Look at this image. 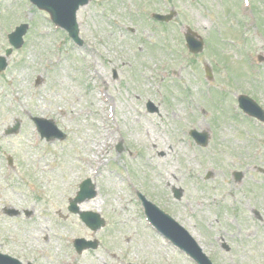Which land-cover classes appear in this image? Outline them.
<instances>
[{"label":"rangeland","instance_id":"obj_1","mask_svg":"<svg viewBox=\"0 0 264 264\" xmlns=\"http://www.w3.org/2000/svg\"><path fill=\"white\" fill-rule=\"evenodd\" d=\"M173 9V22H153L152 14ZM79 22L83 49L29 0H0V55L8 35L30 25L0 78V251L34 264H194L147 224L135 193L143 190L214 264H264V224L243 218L254 207L264 216V127L237 107L243 94L264 106V0H92ZM186 27L205 39L202 54L188 52ZM148 100L161 105L160 116L147 113ZM30 116L54 120L68 139L42 140ZM17 120L20 133L6 137ZM192 129L211 134L207 148L189 137ZM243 163L249 186L235 190L231 167ZM88 178L99 196L81 208L107 221L97 234L68 212ZM168 185L184 189L182 201ZM5 207L35 214L14 220ZM76 238L101 247L79 256Z\"/></svg>","mask_w":264,"mask_h":264},{"label":"water","instance_id":"obj_2","mask_svg":"<svg viewBox=\"0 0 264 264\" xmlns=\"http://www.w3.org/2000/svg\"><path fill=\"white\" fill-rule=\"evenodd\" d=\"M34 4H36L40 9L48 11L53 21L60 25L61 27L65 28L67 31H70L71 37H73L77 42H79L78 39V26L76 23V12L80 5L85 4V2H82L83 0H31ZM156 19L160 21H170L173 18V15L169 17H161V16H155ZM26 34V28L21 27L17 30L15 34H13L10 37L11 44L19 49L23 45V36ZM188 41H189V48L194 52H200L202 50L203 42L197 41L193 34L189 33L187 35ZM12 54V50L7 51V57H10ZM7 59L4 57H0V72L4 71L7 68ZM152 106V105H150ZM153 107V106H152ZM241 107L243 110L253 116H259L257 113L256 107L253 105V103L247 99H242ZM154 109L150 107V111L152 112ZM36 123L41 130L44 137L48 138V140H53L56 138H59L63 140L65 136H63L57 128L54 126L52 122H47L44 120H36ZM16 127L12 132H17ZM193 136L196 139H201L204 141V145L207 144L208 136L204 134H196L193 133ZM151 214L154 213L150 220L153 222V224L166 236H170L173 239V242L178 244L181 248L187 250L191 256H193L194 259L199 264H211L207 258L201 254L200 249H195L188 241V246L186 243H184L187 248H185L183 245H180L178 243V240L168 231V227L165 226L160 220V216L156 215V211L154 209H150ZM167 224L170 225V223L164 219ZM190 244V245H189Z\"/></svg>","mask_w":264,"mask_h":264}]
</instances>
